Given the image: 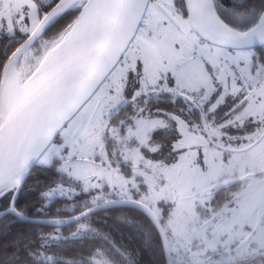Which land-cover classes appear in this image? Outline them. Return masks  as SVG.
<instances>
[{
    "label": "snow or ice",
    "instance_id": "1",
    "mask_svg": "<svg viewBox=\"0 0 264 264\" xmlns=\"http://www.w3.org/2000/svg\"><path fill=\"white\" fill-rule=\"evenodd\" d=\"M0 225V264H264V0H0Z\"/></svg>",
    "mask_w": 264,
    "mask_h": 264
},
{
    "label": "trees",
    "instance_id": "2",
    "mask_svg": "<svg viewBox=\"0 0 264 264\" xmlns=\"http://www.w3.org/2000/svg\"><path fill=\"white\" fill-rule=\"evenodd\" d=\"M33 195H35V193ZM34 205H38V200H32L31 203L26 204V207H32ZM0 227H2V225H0ZM19 231H21L19 227L13 226L11 229L7 230L6 239L4 236H0V254H4L5 250H8L7 254H11L10 246L13 241V237ZM45 231H51V229H45ZM124 231L128 235L129 242L135 243L134 238L131 236V230L125 227ZM140 255L142 259V264H148V261L150 259V253H148L147 251H141Z\"/></svg>",
    "mask_w": 264,
    "mask_h": 264
}]
</instances>
